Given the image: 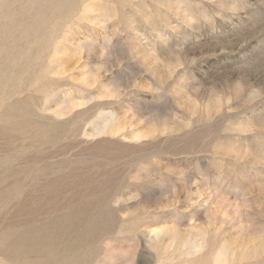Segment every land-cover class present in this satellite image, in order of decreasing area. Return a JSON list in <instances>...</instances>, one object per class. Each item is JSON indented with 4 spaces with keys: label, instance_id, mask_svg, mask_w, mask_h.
Wrapping results in <instances>:
<instances>
[{
    "label": "rangeland",
    "instance_id": "1",
    "mask_svg": "<svg viewBox=\"0 0 264 264\" xmlns=\"http://www.w3.org/2000/svg\"><path fill=\"white\" fill-rule=\"evenodd\" d=\"M0 165V264H264V0H0Z\"/></svg>",
    "mask_w": 264,
    "mask_h": 264
},
{
    "label": "bare ground",
    "instance_id": "2",
    "mask_svg": "<svg viewBox=\"0 0 264 264\" xmlns=\"http://www.w3.org/2000/svg\"><path fill=\"white\" fill-rule=\"evenodd\" d=\"M19 72H20V71H19ZM18 77H19V76H18ZM18 82H19V81H18ZM18 84H19V83H18ZM18 105H19V104H18ZM18 108H19V107H18ZM25 108H26V107H25ZM35 111H36V110H35ZM24 112H26V111H24ZM24 112H23V113H24ZM33 112H34V111H33ZM20 113H21V112H20ZM34 113H35V112H34ZM14 114H15V113H14ZM17 114H18V113H17ZM24 114H25V113H24ZM24 114H23V115H24ZM27 114H28V113H27ZM30 114H33V113L30 112ZM18 115H19V114H18ZM23 115H22V116H23ZM13 116H14V115H13ZM19 116H20V115H19ZM24 116H25V115H24ZM27 116H28V115H27ZM35 117H36V115H35ZM21 118H22V117H21ZM38 118H39V117H38ZM38 118H37V119H38ZM18 119H19V118H18ZM23 119H25V118H23ZM32 119L34 120V118H32ZM37 119H36V120H37ZM29 120H30V119H29ZM22 121H23V120H22ZM31 122H32V121H31ZM32 123H33V122H32ZM20 124H21V123H20ZM27 124H28V123H27ZM39 124H40V123H39ZM39 124H38V125H39ZM15 125H16V124H15ZM22 127H23V126H22ZM47 129H49V128H47ZM34 130H35V129H34ZM19 131H20V130H19ZM37 131H38V130H37ZM65 131H66V130H65ZM58 132H59V131H58ZM10 133H11V132H10ZM56 133H57V132H56ZM62 133H63V132H62ZM39 135H40V134H39ZM22 136H23V135H22ZM22 136H21V137H22ZM17 137H18V136H17ZM28 137H29V136H28ZM36 138H37V137L35 136V139H34V140H36ZM54 138H56V137H54ZM62 138H63V137H62ZM52 139H53V138H52ZM26 140H27V139H26ZM40 140H41V139H40ZM61 140H62V139H61ZM41 141H42V140H41ZM57 141H58V140H57ZM23 142H24V140H23ZM24 143H25V142H24ZM18 144H19V143H18ZM32 144H33V143H32ZM39 144H40V143H39ZM40 145H41V144H40ZM44 145H45V144H44ZM35 146H36V145H35ZM31 147H32V146H31ZM41 147H42V146H41ZM41 147H40V148H41ZM4 148H5V147H4ZM22 148H23V147H22ZM36 148H37V147H36ZM15 149H16V148H15ZM36 150H37V149H36ZM40 150H41V149H40ZM16 152H17V151H16ZM21 153H22V151H21ZM35 153H36V152H35ZM11 154H12V153H11ZM17 154H18V153H17ZM8 155H9V154H8ZM22 155H23V154H22ZM18 156H19V155H18ZM20 157H21V156H20ZM25 157H26V156H25ZM6 158H7V157H6ZM9 158H10V157H9ZM19 159H20V158H19ZM20 160H21V159H20ZM8 161H9V160H8ZM16 161H17V160H16ZM5 162H6V161H5ZM13 162H14V160H13ZM41 162H42V160H41ZM46 162H47V161H46ZM2 163H3V162H2ZM21 163H22V162H21ZM7 164H8V162H7ZM0 166H2V165H0ZM3 167H4V166H3ZM23 168H24V167H23ZM24 169H25V168H24ZM34 169H35V168H34ZM3 170H4V169H3ZM5 170H6V169H5ZM19 170H20V168H19ZM14 172H16L15 169H14ZM18 172H19V171H18ZM56 172H57V171H56ZM80 172H81V171H80ZM20 175H21V174H20ZM0 176H1V175H0ZM29 176H30V175H29ZM3 177H4V176H3ZM5 177H6V176H5ZM12 178H13V177H12ZM16 178H17V176H16ZM2 179H3V178H2ZM4 179H5V178H4ZM23 182H24V181H23ZM10 183H11V181H10ZM20 183H21V182H20ZM33 183H34V181H33ZM59 183H60V182H59ZM36 184H37V183H36ZM36 184H35V186H36ZM33 185H34V184H33ZM56 186H58V185H56ZM37 187H38V186H37ZM60 187H61V186H60ZM63 187H64V186H63ZM65 187H66V186H65ZM52 188H53V187H52ZM14 189H15V188H14ZM19 190H21V189H19ZM15 192H17V191H15ZM52 192H53V191H52ZM52 192H51V193H52ZM8 196H9V195H8ZM46 199H47V198H46ZM2 200H3V199H2ZM13 200H14V199H13ZM36 200H37V199H36ZM3 201H4V200H3ZM10 201H11V200H10ZM10 204H11V203H10ZM17 206H18V205H17ZM68 218H69V217H68ZM79 223L81 224V222H79ZM83 223H84V222H83ZM74 225H75V224H74ZM77 225H78V224H77ZM108 225H109V224H108ZM68 226H69V225H68ZM79 226H80V225H79ZM88 229H89V228H88ZM30 230H31V229H30ZM67 230H68V229H67ZM70 230H72V229H70ZM77 230H78V229H77ZM82 230H83V229H82ZM90 230H91V228H90ZM92 230H93V229H92ZM92 230H91V231H92ZM31 231H32V230H31ZM64 231H65V230H64ZM86 231H87V230H86ZM51 232H52V231H51ZM53 232H54V231H53ZM61 232H62V231H61ZM59 233H60V232H59ZM67 234H69V233H67ZM21 235H22V234H21ZM23 235H25V234H23ZM23 235H22V236H23ZM64 235H65V233H64ZM69 235H70V234H69ZM54 236H56V234H54ZM83 236H84V235H83ZM23 237H24V236H23ZM26 237H27V236H26ZM31 237H33V236L31 235ZM43 237H44V235H43ZM59 237H60V236H59ZM93 237H94V236H93ZM64 238H65V237H64ZM40 239H42V238H40ZM79 239H80V238H79ZM42 240H43V239H42ZM59 240H60V239H59ZM63 240H64V239H63ZM86 240H87V237H86ZM27 241H28V240H27ZM53 241H55V240H53ZM53 241H51V242L53 243ZM80 241H81V240H80ZM15 242H16V241H15ZM19 242H20V241H19ZM33 242H34V241H33ZM33 242H32V243H33ZM60 242H61V241H60ZM62 242H63V241H62ZM69 242H70V241H69ZM69 242H68V243L65 242V243L69 244ZM16 243H17V242H16ZM27 243H28V242H27ZM46 243H47V242H46ZM56 243H57V242H56ZM34 244H35V243H34ZM49 244H50V243H49ZM16 245H17V244H16ZM26 245H27V244H26ZM26 245H25V246H26ZM47 245H48V243H47ZM53 245H54V244H53ZM78 245H79V244H78ZM25 246H24V247H25ZM42 246H43V245H42ZM51 246H52V245H51ZM65 246H66V245H65ZM79 246H80V245H79ZM37 247H38V246H37ZM32 248H33V247H32ZM57 248H59V247L57 246ZM64 248H65V247H64ZM73 248H74V247H73ZM24 249H26V247H25ZM35 249H36V247H35ZM35 249H34V250H35ZM39 249H40V248H39ZM48 249H49V247H48ZM50 249H51V248H50ZM52 249H53V248H52ZM52 249H51V251H52ZM54 249H56V248H54ZM82 249H84V248H82ZM82 249H81V250H82ZM45 250H47V249H45ZM66 250H67V249H66ZM22 251L24 252V250H22ZM38 251H39V250H38ZM49 251H50V250H49ZM54 251H55V250H54ZM63 251H64V250H63ZM69 251H70V250H69ZM69 251H67V252H69ZM78 251H79V250H78ZM78 251H77V252H78ZM29 252H30V250H29ZM31 252H32V250H31ZM33 252H34V251H33ZM45 252H46V251H45ZM52 252H53V251H52ZM74 252H75V251H74ZM43 253H44V252H43ZM49 253H50V252H49ZM58 253H59V252H58ZM72 253H73V252H72ZM78 253H79V252H78ZM82 253H83V251H82ZM55 254H57V253H55ZM61 254H62V253H61ZM65 254H66V253H65ZM45 255H46V254H45ZM48 255H49V254H48ZM53 255H54V254H53ZM58 255H60V254H58ZM63 255H64V254H63ZM68 255H69V254H68ZM68 255H67V256H68ZM27 256H28V255H27ZM46 256H47V255H46ZM64 256H65V255H64ZM78 256H79V255H78ZM60 257H61V256H60ZM76 257H77V256H76ZM46 258H47V257H46ZM48 258H49V256H48ZM48 258H47V259H48ZM77 258H78V257H77ZM79 258H80V257H79ZM44 259H45V258H44ZM68 260H69V259H68ZM56 261H57V260H56ZM65 261H66V260H65ZM80 263H81V262H80ZM80 263H79V264H80Z\"/></svg>",
    "mask_w": 264,
    "mask_h": 264
}]
</instances>
